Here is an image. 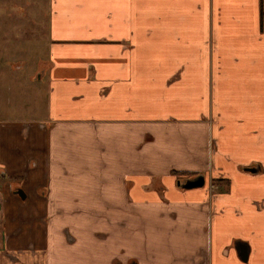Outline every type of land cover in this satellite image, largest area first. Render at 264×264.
<instances>
[{"label":"crops","instance_id":"1","mask_svg":"<svg viewBox=\"0 0 264 264\" xmlns=\"http://www.w3.org/2000/svg\"><path fill=\"white\" fill-rule=\"evenodd\" d=\"M12 5L0 264H264V0Z\"/></svg>","mask_w":264,"mask_h":264},{"label":"rangeland","instance_id":"2","mask_svg":"<svg viewBox=\"0 0 264 264\" xmlns=\"http://www.w3.org/2000/svg\"><path fill=\"white\" fill-rule=\"evenodd\" d=\"M12 2L10 3V5L8 4L7 5V7L8 8H6L7 9V13H6V11H0V21H3V22H12L13 20L12 19H14L15 18V16H13V11H11V7L13 6L12 4L13 3H17V1L18 0H11ZM10 9V10H9ZM14 10L15 11H18L19 9H18V7H14ZM14 14H15V12H14ZM44 38V37H43ZM46 45H47V41L46 40H44V42H43V45L41 46V47H39V49L38 48H36V50H37V53L39 54V53H41V52H44V49L46 48ZM0 49H2L1 47H0ZM4 49V48H3ZM5 50V49H4ZM32 51V52H31ZM35 47H33V48H31L30 47V52H29V56H35ZM0 81H3L2 79H0ZM14 112V111H13Z\"/></svg>","mask_w":264,"mask_h":264},{"label":"water","instance_id":"3","mask_svg":"<svg viewBox=\"0 0 264 264\" xmlns=\"http://www.w3.org/2000/svg\"><path fill=\"white\" fill-rule=\"evenodd\" d=\"M247 170H250V171H253L254 169H251V168H247ZM203 184V179L202 177H198V178H195L193 180H188L186 183H185V187H194V186H200Z\"/></svg>","mask_w":264,"mask_h":264}]
</instances>
